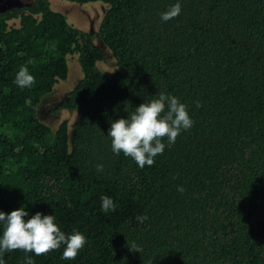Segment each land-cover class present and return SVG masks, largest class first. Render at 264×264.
<instances>
[{
	"label": "trees",
	"instance_id": "obj_1",
	"mask_svg": "<svg viewBox=\"0 0 264 264\" xmlns=\"http://www.w3.org/2000/svg\"><path fill=\"white\" fill-rule=\"evenodd\" d=\"M68 1L106 3L100 30L49 0L0 12V211L54 215L87 243L75 260L61 258L62 245L6 252L5 264H264V0ZM176 3L180 15L162 21ZM96 36L117 62L112 75L99 67L107 52ZM73 55L84 77L59 107L81 113L70 139L68 120L53 134L38 116ZM21 67L35 77L30 88L14 83ZM161 92L194 125L141 169L107 134ZM105 195L114 212L101 211Z\"/></svg>",
	"mask_w": 264,
	"mask_h": 264
},
{
	"label": "clouds",
	"instance_id": "obj_2",
	"mask_svg": "<svg viewBox=\"0 0 264 264\" xmlns=\"http://www.w3.org/2000/svg\"><path fill=\"white\" fill-rule=\"evenodd\" d=\"M181 4L176 3L161 14V20L167 22L181 13ZM35 77L27 67H21L17 72L14 83L21 89L30 88L35 84ZM201 107L200 104L196 105ZM126 111L128 109L126 108ZM187 106L173 95L163 92L150 102H144L135 108L127 118L111 121L108 136L111 138L112 151L119 155L132 158L143 169L153 166L155 157L162 155L167 146L175 143L183 130L193 127ZM97 172L103 171V165L96 166ZM183 193V186L177 188ZM101 211L105 214L116 210L113 199L107 195L101 197ZM24 207L12 210L10 213L0 211V222L3 233L0 236V264H5L3 254L6 252L23 251L34 253L36 256L47 255L64 246L62 259L75 260L85 247L87 238L79 231L66 234L55 222L54 215H44L36 212L31 218ZM136 219L144 223L147 215H138ZM132 252L142 249L128 241ZM25 264H35L31 256L25 257Z\"/></svg>",
	"mask_w": 264,
	"mask_h": 264
},
{
	"label": "rangeland",
	"instance_id": "obj_3",
	"mask_svg": "<svg viewBox=\"0 0 264 264\" xmlns=\"http://www.w3.org/2000/svg\"><path fill=\"white\" fill-rule=\"evenodd\" d=\"M35 0H0V12L12 7L33 4ZM53 8L63 11L69 17L71 23L80 27L90 34H95L100 30L101 23L105 18L108 5L104 2H90L79 4L68 0H49ZM95 42L107 52L105 60L99 63V67L107 74L112 75L117 70V62L110 53L107 45L99 38L95 37ZM70 75L67 80H62L56 85V89L46 95L39 105V118L52 128L53 134L57 127L68 120L70 125V139L75 134L76 125L81 121V113L78 110H60V104L68 94L76 87L84 77L79 55H73L70 59Z\"/></svg>",
	"mask_w": 264,
	"mask_h": 264
}]
</instances>
